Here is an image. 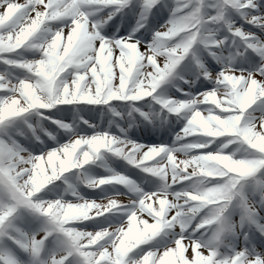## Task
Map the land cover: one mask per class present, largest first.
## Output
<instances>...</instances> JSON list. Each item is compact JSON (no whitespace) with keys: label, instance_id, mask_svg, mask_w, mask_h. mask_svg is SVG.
<instances>
[{"label":"snow or ice","instance_id":"1","mask_svg":"<svg viewBox=\"0 0 264 264\" xmlns=\"http://www.w3.org/2000/svg\"><path fill=\"white\" fill-rule=\"evenodd\" d=\"M118 13L130 31H112ZM0 66V264H264V0H0ZM76 106L182 126L145 144ZM104 154L155 190L88 175ZM66 174L105 195L86 198Z\"/></svg>","mask_w":264,"mask_h":264},{"label":"rangeland","instance_id":"2","mask_svg":"<svg viewBox=\"0 0 264 264\" xmlns=\"http://www.w3.org/2000/svg\"><path fill=\"white\" fill-rule=\"evenodd\" d=\"M102 13H103V12H101V13H98V15H100V16H103V14H102ZM105 13H106V11H105ZM158 27H159V26H158ZM158 27H156V28H158ZM112 31H113V32H115V30H114V29H112ZM31 57H32V56H31ZM31 57H30V58H31ZM30 58H29V59H30ZM219 70H220V69H219ZM219 70H217V71H219ZM211 87H212V86H211ZM84 117H86V118H87V117H89V115L85 113V116H84ZM100 127H101V126H100ZM124 127L127 129V127H128V126H127V125H124ZM101 128H102V127H101ZM138 184H139V183H138ZM237 216H238V214H237V215H235V217H234V218H238Z\"/></svg>","mask_w":264,"mask_h":264}]
</instances>
